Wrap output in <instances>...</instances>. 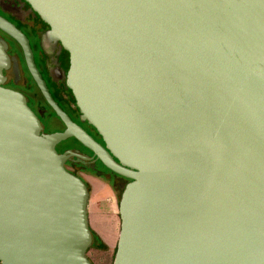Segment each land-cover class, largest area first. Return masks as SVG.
Segmentation results:
<instances>
[{"label":"water","instance_id":"obj_1","mask_svg":"<svg viewBox=\"0 0 264 264\" xmlns=\"http://www.w3.org/2000/svg\"><path fill=\"white\" fill-rule=\"evenodd\" d=\"M26 1L69 52L67 86L104 144L58 105L29 39L0 16L66 125L44 133L3 86L0 42V264H93L73 156L129 179L113 264H264V0ZM70 137L93 156L60 153Z\"/></svg>","mask_w":264,"mask_h":264},{"label":"flooded vegetation","instance_id":"obj_2","mask_svg":"<svg viewBox=\"0 0 264 264\" xmlns=\"http://www.w3.org/2000/svg\"><path fill=\"white\" fill-rule=\"evenodd\" d=\"M0 16L14 24L29 39L35 63L54 100L64 111H66V113H68L73 121L81 125L94 136L93 127L90 126L87 121L81 119V112L76 104L75 96L66 83L67 73L70 67V55L62 47L60 42L49 39L47 32L50 29V26L42 20L26 0H0ZM0 42L5 45L6 51L11 58L10 66L3 71L6 76L3 86L17 90L26 96L29 106L37 114L42 123L44 133L64 131L66 125L58 117L35 81L28 66L22 45L1 27ZM15 61H17V66ZM18 87H23L25 91L19 90ZM72 139L75 138L70 137L67 140L60 142L57 145L58 151L63 153L68 149H72L84 155L93 156V154H89V152L80 145L78 141ZM74 157L76 156H73L72 158ZM92 160L96 159L94 158L86 161ZM68 162V168L69 165H73L78 167L81 173L96 175L91 171L81 168L79 165L69 164ZM73 172L83 178L79 171ZM98 177L103 178L101 176ZM106 177L107 179L112 178L111 175L107 173ZM128 181L129 179L124 177L116 176L114 178V182L119 189L122 188L123 183L126 184Z\"/></svg>","mask_w":264,"mask_h":264},{"label":"rangeland","instance_id":"obj_3","mask_svg":"<svg viewBox=\"0 0 264 264\" xmlns=\"http://www.w3.org/2000/svg\"><path fill=\"white\" fill-rule=\"evenodd\" d=\"M19 90L25 91L23 87H18ZM69 169L76 171L80 174L81 171L78 167L69 165ZM95 176L94 174H92ZM98 177V176H97ZM100 178V177H98ZM102 179V178H100ZM88 183V182H87ZM89 184V183H88ZM114 191L111 195H108L105 191L99 195L95 193L91 195L92 186L90 188V200H89V221L92 232L97 234L101 240L107 245L106 248L100 246L99 242L95 243V246H91L88 250V256L93 264H113L114 251L118 243V237L120 233V215H119V201L121 198V190ZM99 192V189H97ZM94 195V196H93ZM108 197L106 198V196Z\"/></svg>","mask_w":264,"mask_h":264},{"label":"trees","instance_id":"obj_4","mask_svg":"<svg viewBox=\"0 0 264 264\" xmlns=\"http://www.w3.org/2000/svg\"><path fill=\"white\" fill-rule=\"evenodd\" d=\"M89 125L92 126L91 124H89ZM92 127L94 129L93 133L96 135V136L95 135L94 136L98 140H100V142H102L104 144V141L102 140L101 135L98 133V131L96 130V128L94 126H92ZM72 140L78 141L80 143V145H82L89 152V154H93V152L90 149H88L87 147H85L78 139L75 138V139H72ZM68 163L69 164L79 165L81 168L86 169L88 171H91V172L95 173L96 175L101 176V177H103L105 179H107L106 173L110 174L112 178L111 179H107V180H109L110 184L113 186V188L115 190H119V188L116 186V183L114 182V178L116 176H118V177H121V176L116 174V173H114L109 168H107L100 160L86 161V160H83L81 158L74 157V158L70 159ZM122 191H123V189L121 190V193H122ZM93 236H94L93 246H95L96 245L95 243H97V241H98L100 246H102L104 248L107 247V245L101 240V238L97 234H95L94 232H93ZM115 252H116V249L114 251V256H115Z\"/></svg>","mask_w":264,"mask_h":264},{"label":"crops","instance_id":"obj_5","mask_svg":"<svg viewBox=\"0 0 264 264\" xmlns=\"http://www.w3.org/2000/svg\"><path fill=\"white\" fill-rule=\"evenodd\" d=\"M83 178L92 186V190H91V195L94 194V191H96L95 193H98V195L101 192H106L108 195H111V193H114V188L111 186V184L109 183V181L105 180V179H100L97 177V175L93 176L92 174H88V173H82ZM97 189H99V192H97ZM108 195L106 196V198L108 197ZM94 196V195H93ZM90 207V205H89Z\"/></svg>","mask_w":264,"mask_h":264}]
</instances>
